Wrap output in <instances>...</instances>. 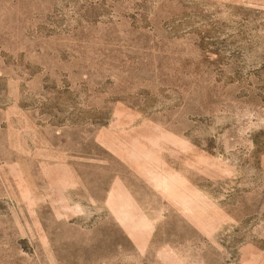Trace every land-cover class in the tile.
<instances>
[{
  "label": "rangeland",
  "instance_id": "obj_1",
  "mask_svg": "<svg viewBox=\"0 0 264 264\" xmlns=\"http://www.w3.org/2000/svg\"><path fill=\"white\" fill-rule=\"evenodd\" d=\"M0 264H264V0H0Z\"/></svg>",
  "mask_w": 264,
  "mask_h": 264
}]
</instances>
